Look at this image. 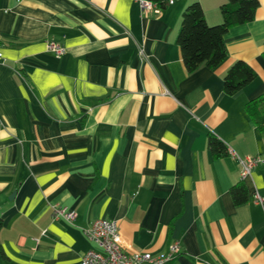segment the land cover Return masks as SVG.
Masks as SVG:
<instances>
[{
    "label": "crops",
    "instance_id": "1",
    "mask_svg": "<svg viewBox=\"0 0 264 264\" xmlns=\"http://www.w3.org/2000/svg\"><path fill=\"white\" fill-rule=\"evenodd\" d=\"M140 0H0V264H81L98 249L85 235L118 223L125 251L172 264H264V132L246 104L264 94V0L255 20L225 36L227 60L189 73L178 36L201 3L209 25L224 0H178L142 11ZM54 41L67 52L46 48ZM237 61L257 78L230 97ZM210 137L227 156H214ZM244 184L248 200L234 203ZM62 206L74 224L54 220Z\"/></svg>",
    "mask_w": 264,
    "mask_h": 264
},
{
    "label": "trees",
    "instance_id": "2",
    "mask_svg": "<svg viewBox=\"0 0 264 264\" xmlns=\"http://www.w3.org/2000/svg\"><path fill=\"white\" fill-rule=\"evenodd\" d=\"M159 9L167 8V0H148ZM258 0H224L221 5L222 22L211 26L207 23L205 12L200 2L195 1L182 14L178 45L183 63L189 73L206 66L214 70L228 58L225 36L232 27L245 25L255 20L259 8ZM257 73L244 61L234 63L224 78V92L234 96L255 81ZM246 112L257 129L264 132V94L246 104ZM208 147L214 156H227L225 144L215 137H210ZM234 203L242 205L248 200V190L244 184L237 185L231 191ZM0 220V234L3 229ZM0 243V253H2ZM171 261L168 264H172Z\"/></svg>",
    "mask_w": 264,
    "mask_h": 264
},
{
    "label": "built area",
    "instance_id": "3",
    "mask_svg": "<svg viewBox=\"0 0 264 264\" xmlns=\"http://www.w3.org/2000/svg\"><path fill=\"white\" fill-rule=\"evenodd\" d=\"M178 0H167L168 5H173ZM142 11H150L160 9L148 0L139 1ZM47 51L62 57L67 50L54 41L46 42ZM3 54L0 50V58ZM239 161L242 166V179L248 178L252 172L259 166L264 164V153L246 159L239 158L235 153H230ZM257 204H264V197L255 196ZM54 220L63 219L70 224H74L77 219V213L71 209L62 206H55L53 209ZM86 237L94 243L98 249L87 251L83 257L81 264H168L173 261L181 253V244L176 242L170 246L169 252L162 256H153L147 251H136L129 253L121 245V234L118 223L108 219H98L92 225L84 230Z\"/></svg>",
    "mask_w": 264,
    "mask_h": 264
}]
</instances>
